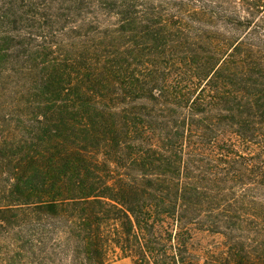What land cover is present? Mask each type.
<instances>
[{
	"label": "trees",
	"instance_id": "1",
	"mask_svg": "<svg viewBox=\"0 0 264 264\" xmlns=\"http://www.w3.org/2000/svg\"><path fill=\"white\" fill-rule=\"evenodd\" d=\"M111 254L264 264V0H0V264Z\"/></svg>",
	"mask_w": 264,
	"mask_h": 264
},
{
	"label": "rangeland",
	"instance_id": "2",
	"mask_svg": "<svg viewBox=\"0 0 264 264\" xmlns=\"http://www.w3.org/2000/svg\"><path fill=\"white\" fill-rule=\"evenodd\" d=\"M222 238L218 235L202 234L195 240L196 254L203 256L205 251H220L223 249ZM202 262V261H201ZM106 264H134L132 259L111 254Z\"/></svg>",
	"mask_w": 264,
	"mask_h": 264
}]
</instances>
